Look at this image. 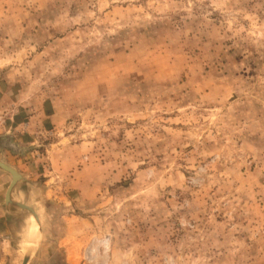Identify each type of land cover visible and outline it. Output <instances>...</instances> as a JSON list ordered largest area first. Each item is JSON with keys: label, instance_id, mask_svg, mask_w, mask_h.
<instances>
[{"label": "rangeland", "instance_id": "obj_1", "mask_svg": "<svg viewBox=\"0 0 264 264\" xmlns=\"http://www.w3.org/2000/svg\"><path fill=\"white\" fill-rule=\"evenodd\" d=\"M0 161L28 264H264V0H0Z\"/></svg>", "mask_w": 264, "mask_h": 264}, {"label": "water", "instance_id": "obj_2", "mask_svg": "<svg viewBox=\"0 0 264 264\" xmlns=\"http://www.w3.org/2000/svg\"><path fill=\"white\" fill-rule=\"evenodd\" d=\"M0 170L8 173L9 175H11V178H12L11 181L7 184V186L5 188V192H4L5 193L4 194L5 195V202H6L8 209L13 214L15 212H17L18 210L27 211L31 214V216L35 220L34 234L30 240V244L35 243V245H32L33 246L32 250L29 247V249L27 250V253L25 255L24 261H23V264H28L30 257H31V254H32V251L38 243L39 236L42 234L43 221H42L40 215L34 210L33 207L26 204L25 202L14 199L12 196L13 190L17 187V185L21 181H23L22 175L17 170H15L11 166L3 163L2 161H0Z\"/></svg>", "mask_w": 264, "mask_h": 264}, {"label": "crops", "instance_id": "obj_3", "mask_svg": "<svg viewBox=\"0 0 264 264\" xmlns=\"http://www.w3.org/2000/svg\"><path fill=\"white\" fill-rule=\"evenodd\" d=\"M4 163V162H3ZM5 164H7V163H5ZM12 179V178H11ZM11 179H10V181H11ZM9 181V182H10ZM21 183V182H20ZM20 189L19 188V184L17 185V187L13 190V193H12V196H13V198L14 199H17V200H19V201H22V202H25L26 204H28V205H30L31 207H33L34 208V210L39 214V210L35 207V205H33L31 202H29V201H25V200H23V199H20V198H18L17 196H15V194H14V191L16 190V189ZM20 191V190H19ZM5 194V193H4ZM27 194V196L29 195L30 196V194L29 193H26ZM3 198H4V206H3V204H1L0 203V220H2V219H4V218H7L8 216H10L11 214H13L9 209H8V207H7V205H6V202H5V195H3ZM0 202H2V201H0Z\"/></svg>", "mask_w": 264, "mask_h": 264}, {"label": "bare ground", "instance_id": "obj_4", "mask_svg": "<svg viewBox=\"0 0 264 264\" xmlns=\"http://www.w3.org/2000/svg\"><path fill=\"white\" fill-rule=\"evenodd\" d=\"M35 221V220H34Z\"/></svg>", "mask_w": 264, "mask_h": 264}]
</instances>
